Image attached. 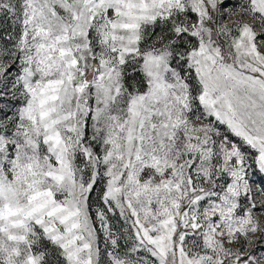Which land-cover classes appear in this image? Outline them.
Masks as SVG:
<instances>
[{
	"label": "snow or ice",
	"instance_id": "1",
	"mask_svg": "<svg viewBox=\"0 0 264 264\" xmlns=\"http://www.w3.org/2000/svg\"><path fill=\"white\" fill-rule=\"evenodd\" d=\"M0 264H264V0H0Z\"/></svg>",
	"mask_w": 264,
	"mask_h": 264
}]
</instances>
